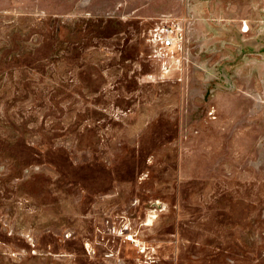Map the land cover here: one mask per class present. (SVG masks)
Here are the masks:
<instances>
[{"label":"rangeland","instance_id":"374dc122","mask_svg":"<svg viewBox=\"0 0 264 264\" xmlns=\"http://www.w3.org/2000/svg\"><path fill=\"white\" fill-rule=\"evenodd\" d=\"M163 16L191 44L167 76ZM263 251L264 0H0V264Z\"/></svg>","mask_w":264,"mask_h":264},{"label":"built area","instance_id":"2783aa9c","mask_svg":"<svg viewBox=\"0 0 264 264\" xmlns=\"http://www.w3.org/2000/svg\"><path fill=\"white\" fill-rule=\"evenodd\" d=\"M246 29L243 24L242 31ZM146 41L149 59L157 66L162 76L181 69L189 61L191 44L188 38V23L184 17L159 18L149 30Z\"/></svg>","mask_w":264,"mask_h":264},{"label":"crops","instance_id":"0c3cea01","mask_svg":"<svg viewBox=\"0 0 264 264\" xmlns=\"http://www.w3.org/2000/svg\"><path fill=\"white\" fill-rule=\"evenodd\" d=\"M245 25V24H244ZM246 26V25H245ZM246 28H247V26H246ZM219 99L221 98L220 96L218 97Z\"/></svg>","mask_w":264,"mask_h":264}]
</instances>
